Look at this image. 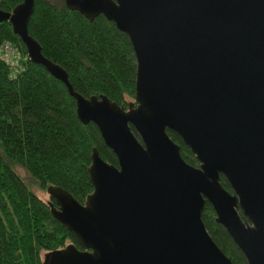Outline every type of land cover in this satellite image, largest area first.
I'll return each instance as SVG.
<instances>
[{"label":"water","instance_id":"water-1","mask_svg":"<svg viewBox=\"0 0 264 264\" xmlns=\"http://www.w3.org/2000/svg\"><path fill=\"white\" fill-rule=\"evenodd\" d=\"M62 3L89 23L102 16L127 37L135 96L124 108L78 95L27 34L33 0L0 12L28 61L65 87L78 121L92 123L116 159L114 167L91 150L92 192L83 204L46 188L51 217L77 247L47 253L42 264H232L203 224L206 202L247 264H264V0Z\"/></svg>","mask_w":264,"mask_h":264},{"label":"trees","instance_id":"trees-1","mask_svg":"<svg viewBox=\"0 0 264 264\" xmlns=\"http://www.w3.org/2000/svg\"><path fill=\"white\" fill-rule=\"evenodd\" d=\"M21 2L0 0V12L11 13ZM26 30L42 57L65 72L75 93L102 95L124 108L134 103L136 61L130 41L102 16L89 23L68 11L62 0H33ZM6 42L19 50L22 70L12 76L0 60V264H42L43 255L77 245L51 217L52 199L43 201L38 194L59 187L83 204L92 192L86 172L91 150L114 167L116 159L96 127L78 121L65 87L28 61L23 44L4 21L0 45ZM167 135L179 145L183 160L198 167L181 139L171 131ZM221 185L231 191L223 177ZM215 219L206 202L202 221L210 237L232 264H247Z\"/></svg>","mask_w":264,"mask_h":264},{"label":"built area","instance_id":"built-area-1","mask_svg":"<svg viewBox=\"0 0 264 264\" xmlns=\"http://www.w3.org/2000/svg\"><path fill=\"white\" fill-rule=\"evenodd\" d=\"M0 60L10 70L11 75L22 70L21 55L19 50L12 44L6 42L0 45Z\"/></svg>","mask_w":264,"mask_h":264},{"label":"rangeland","instance_id":"rangeland-1","mask_svg":"<svg viewBox=\"0 0 264 264\" xmlns=\"http://www.w3.org/2000/svg\"><path fill=\"white\" fill-rule=\"evenodd\" d=\"M38 197H39L41 200H43V201H45V200L47 199V195H46V194H38Z\"/></svg>","mask_w":264,"mask_h":264}]
</instances>
